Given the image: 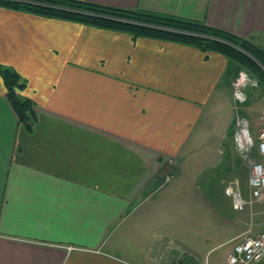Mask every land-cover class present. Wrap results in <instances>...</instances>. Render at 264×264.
Here are the masks:
<instances>
[{
  "label": "crops",
  "instance_id": "crops-1",
  "mask_svg": "<svg viewBox=\"0 0 264 264\" xmlns=\"http://www.w3.org/2000/svg\"><path fill=\"white\" fill-rule=\"evenodd\" d=\"M86 1L264 46V0ZM0 66L36 114L18 121L0 75V264H172L195 211L223 205L233 179L247 190L224 54L0 6Z\"/></svg>",
  "mask_w": 264,
  "mask_h": 264
},
{
  "label": "trees",
  "instance_id": "trees-1",
  "mask_svg": "<svg viewBox=\"0 0 264 264\" xmlns=\"http://www.w3.org/2000/svg\"><path fill=\"white\" fill-rule=\"evenodd\" d=\"M0 6L126 31L133 38L151 37L192 45L207 52H219L235 65L246 67L264 84V48L248 38L211 26L203 20L140 8L107 6L86 0H0ZM0 75L18 121L30 130L36 114L34 102L19 93L25 85L24 80L9 67L0 66Z\"/></svg>",
  "mask_w": 264,
  "mask_h": 264
},
{
  "label": "rangeland",
  "instance_id": "rangeland-1",
  "mask_svg": "<svg viewBox=\"0 0 264 264\" xmlns=\"http://www.w3.org/2000/svg\"><path fill=\"white\" fill-rule=\"evenodd\" d=\"M261 47L264 48V46ZM242 72L253 81L242 85L237 92H235V87L233 89L235 118L253 120V132L255 133L257 126L260 127L258 123L260 116L264 113V84L259 82L246 67L238 64H236L235 82L240 80ZM259 159L264 164V157ZM244 164L247 168L248 163ZM223 185L224 183L221 184ZM243 192L247 195V190ZM211 193L214 194L213 196L217 194L214 191ZM220 193L225 196L223 191ZM217 202L218 206L213 207L209 214L207 211L206 214L202 211H195L196 222L192 228L194 233L191 231V238L188 239L189 249L179 247L178 251L173 250L172 254L175 259L172 264H229L227 256L237 239L244 235L255 236L264 229V204L255 202L243 210H235L229 197H226L223 205V200Z\"/></svg>",
  "mask_w": 264,
  "mask_h": 264
},
{
  "label": "built area",
  "instance_id": "built-area-1",
  "mask_svg": "<svg viewBox=\"0 0 264 264\" xmlns=\"http://www.w3.org/2000/svg\"><path fill=\"white\" fill-rule=\"evenodd\" d=\"M240 80L234 83L235 92L253 79L240 73ZM260 128L253 137L249 122L237 117L234 130V142L239 156L248 163L247 195L243 194L238 179L229 181L224 193L231 199L235 210H243L255 202L264 204V164L259 158L264 157V113L260 116ZM71 248V246H69ZM229 264H264V229L255 236L244 235L237 239L227 256Z\"/></svg>",
  "mask_w": 264,
  "mask_h": 264
},
{
  "label": "water",
  "instance_id": "water-1",
  "mask_svg": "<svg viewBox=\"0 0 264 264\" xmlns=\"http://www.w3.org/2000/svg\"><path fill=\"white\" fill-rule=\"evenodd\" d=\"M167 174V173H166ZM165 175V174H164Z\"/></svg>",
  "mask_w": 264,
  "mask_h": 264
}]
</instances>
